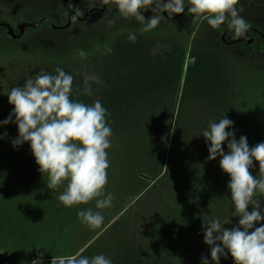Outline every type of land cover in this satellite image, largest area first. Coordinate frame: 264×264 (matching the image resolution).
Returning <instances> with one entry per match:
<instances>
[{"label": "trees", "instance_id": "1", "mask_svg": "<svg viewBox=\"0 0 264 264\" xmlns=\"http://www.w3.org/2000/svg\"><path fill=\"white\" fill-rule=\"evenodd\" d=\"M95 3L86 14L66 15L64 23L56 24L48 17H41L29 23L21 22L24 29L18 31L16 26L0 20V28L8 29L14 40H23L26 33L30 35L42 29L54 34L67 33L73 24L100 18L114 7L102 5L100 0ZM163 15L167 18V13ZM195 24L196 19L185 10L148 33L142 34L139 29L117 31L108 43L82 62L80 73L66 63L55 61L19 68L14 86H23L41 71L55 74V69L60 67L74 77L73 100L87 104L99 100L107 109L106 118L113 135L111 148L106 150L110 167L105 193H112L114 199L106 209H96L95 201L64 207L58 200L63 186L55 190L47 188V176L40 173L30 144L13 146L19 135L17 131L0 143V219L5 214L14 215L10 219L12 232L6 236L55 235L70 229L72 237L81 242L84 256L104 254L113 264H193L196 254L210 255V246L204 243L203 220L219 217L223 223L229 216L231 223L224 227L231 229L238 225L239 218L230 215L234 211L227 187L230 177L220 168V157L207 159L210 142L200 134L210 122H218L224 115L234 122L227 131H234L237 140L246 136L250 147L264 142V71L255 70L251 76L252 69L242 70L223 53L204 49L196 40L191 50L193 63L185 68L186 47ZM187 25H191V31L185 29ZM221 27L225 46H242L248 53L256 51L264 55L261 30L249 27L244 36L227 40L230 29L227 24ZM133 33L137 36L135 43L128 39ZM3 46L6 45L2 39L0 47ZM106 46L112 49L110 54H105ZM86 76H96L102 81V85L90 82L91 96L80 95ZM171 132L164 181L142 203L119 217L107 232L84 245L90 234L104 226L118 208L138 193L147 178L158 172ZM223 149L228 152L227 141ZM250 171L258 174L257 162ZM157 195L161 204L156 203ZM143 202L159 207L157 218L148 222L151 223L148 231L141 238L122 235L121 231L137 217ZM261 207L264 208V203ZM87 208L104 216L103 224L95 230L86 227L77 216L78 211ZM109 210L114 211L109 213ZM1 221L0 230L4 233L8 225ZM261 224L264 221L255 226ZM223 258L226 263L231 262L230 254ZM212 263L210 259L209 264Z\"/></svg>", "mask_w": 264, "mask_h": 264}, {"label": "clouds", "instance_id": "2", "mask_svg": "<svg viewBox=\"0 0 264 264\" xmlns=\"http://www.w3.org/2000/svg\"><path fill=\"white\" fill-rule=\"evenodd\" d=\"M186 0H100L102 5L114 6L119 18L135 20L139 31L151 32L162 21L169 20L173 14L185 12ZM187 12L193 18L203 19L213 29L227 24L237 38L246 34L249 24L240 14L239 0H187ZM71 6V4H70ZM151 9L153 15L145 18L142 14ZM167 13V18L163 15ZM75 19V17H73ZM103 19V18H102ZM116 18L109 19V26ZM128 39L135 43L133 33ZM112 49L105 47V54ZM78 56L86 57L84 50ZM74 77L57 67L55 74L39 72L27 79L23 86H15L8 92V102L13 105L9 117L2 124L13 122L18 127V137L13 146L25 142L30 144L31 152L42 176H47V188L55 190L63 186L59 202L66 208L87 205L95 201L96 209L112 206V193H105L108 183L110 161L106 150L111 148L112 128L107 121V109L99 100L92 104L73 100ZM90 82L102 85L96 76H86L80 95L91 96ZM233 121L224 115L218 122H210L201 134L207 142L208 160L220 157L219 166L230 177L227 184L231 193V216L238 217V225L231 229L227 217L221 222L219 217L203 220L204 243L210 246L211 261L220 264V258L231 255L234 264H264V142L250 147L246 136L239 140L234 131H227ZM227 141L228 152L223 145ZM254 162L259 172L253 175L250 169ZM251 206V211H249ZM81 222L91 230L99 228L104 222L100 211L92 208L77 212ZM251 230V231H250ZM202 264H209L201 257ZM51 264H113L104 254L92 257L81 252L72 255L53 256Z\"/></svg>", "mask_w": 264, "mask_h": 264}, {"label": "rangeland", "instance_id": "3", "mask_svg": "<svg viewBox=\"0 0 264 264\" xmlns=\"http://www.w3.org/2000/svg\"><path fill=\"white\" fill-rule=\"evenodd\" d=\"M95 4H97L95 0H0V20L12 24L17 27L18 31H22L24 26L20 25L21 22L29 23L41 17H48L56 24L64 23L67 21L66 15H69L71 12L86 14L93 9ZM188 6L186 0L185 10H187ZM238 7H242L243 11L240 14L248 22L249 27L257 28L264 32V0H239ZM111 8L108 14L100 18L93 17L90 21L77 25L73 24V26L68 28L67 33L54 34L50 30L48 31V29H42L30 35L26 33L22 38L23 40H14L9 35L8 29L0 28L1 43L3 39L6 45L2 48L0 47V122L7 119L13 110L14 106L9 104L7 94L12 87H15L14 81L20 67H23L25 64L33 65L38 62L55 61L66 63L74 71L80 73L82 71V62L98 51L103 44L108 43L117 31L140 29L139 23L134 19L124 20L123 18H119L115 7ZM142 14L147 19L153 13L145 11ZM112 18H116V23L109 26L107 21ZM180 21L181 18L176 22L179 23ZM185 29L191 31L192 27L191 25H187ZM221 31L222 27L213 29L205 20L196 19L189 45L186 47L184 67L186 68L193 63L191 50L196 40L200 47L204 49L223 53L231 64L239 66L242 70L250 71L252 69L251 71L254 72H249L251 76L254 75L255 70L264 71L263 54L256 51L248 53L242 46H225L221 40ZM226 38L227 40H234L237 37L230 29ZM78 50H84L86 57H79ZM182 87L183 80L177 96V105L180 100ZM176 113L177 106L172 120V130ZM12 121L6 125L0 123V143L18 131V127L14 123V116ZM171 134L172 132L166 143L158 172L154 176L148 177L145 185L138 193L128 200L123 207L118 208L116 213L112 215V218L104 226L99 228L95 233L90 234L83 243L84 245L94 242L98 237L107 232L119 217L136 207L139 202L143 201L150 192L155 191L164 181ZM155 198L157 204L162 203L159 195ZM159 210V207H156L155 204H144L143 202L141 208L137 210V217L134 216L133 222L127 225L121 231V234L133 238L143 237L151 224L148 222L151 219L155 220L157 218L156 214ZM113 211L109 210L108 212L113 213ZM12 217L14 218L13 212L12 216L5 214L0 219V225L2 224L1 220H4L5 225H8L7 231L4 233L0 230V264H51L53 256L72 255L83 250L80 246L81 242L76 241L72 237L70 229H64L55 235H37L32 233L26 238L8 237L6 234L12 232L10 230L12 229V223H10ZM20 229L25 230L22 226ZM196 255V260L192 262L193 264H202L201 257L203 255L208 260L211 259L210 255L203 253ZM220 264H234V261L231 257V262L226 263L222 256Z\"/></svg>", "mask_w": 264, "mask_h": 264}]
</instances>
